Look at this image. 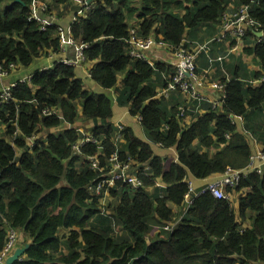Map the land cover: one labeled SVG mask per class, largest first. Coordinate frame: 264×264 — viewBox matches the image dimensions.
I'll list each match as a JSON object with an SVG mask.
<instances>
[{
    "label": "trees",
    "instance_id": "16d2710c",
    "mask_svg": "<svg viewBox=\"0 0 264 264\" xmlns=\"http://www.w3.org/2000/svg\"><path fill=\"white\" fill-rule=\"evenodd\" d=\"M134 1L97 0L85 18L72 24V36L86 45L84 55L94 62L93 81L104 90L116 88V101L127 105L131 115L141 117L153 143L175 146L178 162L168 165L166 157L156 154L131 129L121 131L124 143L117 146L119 129L110 120L112 98L86 89L74 65L55 62L52 68L35 72L29 82H18L10 102L0 106V125L10 139L0 137V254L10 231L15 230L26 233L32 242L25 258L14 264H264V171L252 172L236 186L224 189L228 195L248 190L241 197L239 213L242 218L247 211L255 213L251 227L241 228L229 199H218L205 190L173 230L163 228L174 220L171 205H182L190 193L189 173L205 179L229 168H246L250 162L247 136L237 132L233 118L244 117L251 133L264 125L260 121L264 118V83L253 86L250 80L264 75V38L258 42L259 34L250 30L243 36L248 44L245 52L259 61L261 70L248 78L247 73H240L246 67L238 66L233 78L224 83L222 107L214 109L205 103L206 112L187 129L178 110L186 105L184 94L177 90L171 100L156 98L158 86H168L161 74H175L172 66L132 58L127 43L129 21L137 12L142 38L153 36L177 46L203 27L222 24L234 2L250 7L262 31L264 0H141L139 9L133 7ZM33 2L0 0V64L6 70L11 64L27 68L60 50L58 24L42 31L40 23L31 19ZM122 74L123 86L118 89ZM79 105L83 117L95 124L86 136L92 142L81 145L80 153L73 146L86 137L77 129L48 133L32 146L28 144L27 138L42 129L62 124V118L49 111L60 109L64 121L73 125ZM203 148L208 151L202 152ZM213 148L217 151L211 154ZM115 152L122 161L131 158L151 166L153 180L144 177L146 187L154 186L157 178L169 187L149 193L117 181L96 193L97 182L113 170L109 162ZM91 157L98 160L97 167ZM106 190L118 201L113 210L121 234L116 233L109 215L101 214ZM156 227L161 231L152 236ZM62 228L71 230L69 238L60 236ZM148 235L152 236L150 243Z\"/></svg>",
    "mask_w": 264,
    "mask_h": 264
},
{
    "label": "crops",
    "instance_id": "0c3cea01",
    "mask_svg": "<svg viewBox=\"0 0 264 264\" xmlns=\"http://www.w3.org/2000/svg\"><path fill=\"white\" fill-rule=\"evenodd\" d=\"M95 2L97 0H94ZM141 0L134 1L133 7L138 8L140 6ZM41 3L48 6V11L43 14L49 22L52 24L57 23L58 27L61 28L64 33L66 34L67 38L69 36L72 37L71 27L72 24L80 17L86 16V14H81L80 12V6L75 3L74 0H68L65 4H56L53 0H40ZM238 8L237 4L231 3L228 8V12H233ZM183 13V11H182ZM139 12L135 13L132 20L129 21L130 25V32L135 31L136 36L138 38H142L139 34V28H140V22H138ZM58 28V29H59ZM258 40H261V38H264V30L259 31L257 30ZM59 35V30H58ZM150 38L155 42L153 47L147 51V56L149 59V63L154 64L155 62H165L168 65H171L173 68V71H175V64L177 62V59L175 58V49L180 46L184 45L188 50L195 51L199 45L207 44L208 48L205 50H201L198 53L197 57V74L199 80L197 81V91L198 93L196 96H193L191 94H185L182 95L183 99L186 101V105H180L178 110L181 112L183 111V121L182 126L183 128L187 129L193 122H195L198 118V116L203 115L206 112V106L205 103L212 105L214 109L221 108L223 104V100L225 98V91H224V83L229 82L233 78V74L238 71V66L243 68V66L246 67V70H243L240 73H247L248 78H251V75L255 72H258L261 70V65L257 59L251 55L245 52V48L248 46L246 45V41L241 39H235L232 37H229L228 35H225L224 33V27L223 25L217 24L215 26L210 27H203L199 29L197 32L192 34V39L190 36L185 37L183 42L180 45L174 46L167 44L166 42H163L164 45H160L162 41H156L153 36H150ZM257 42V39H256ZM259 42V41H258ZM82 42L76 41L75 44L71 43H65L61 45L59 52H50L47 55H44L38 59H36L29 67L24 68L23 66H16L15 68L8 71V74L4 77L5 83L1 82V79L4 77H0V91L3 87L16 84L18 82H23L24 80L26 82H29L32 75L37 71H44L47 69H50L53 67V64L55 62H61L62 61H74L77 56V47L82 45ZM219 57H222V60H219ZM211 59V61H210ZM77 71V76L83 81L84 87L86 89H89L91 91L97 92V93H107L109 92H115V98L113 100V117L110 119L111 123L114 124L116 127H118L117 137H116V145L119 146L121 141L123 144L124 139L122 140V133L121 131L124 129H131L136 137H138L140 140L148 143L151 145L152 150L158 154L154 146L156 148H165L160 144H155L152 141L147 142L145 139H142L138 132L140 129L138 128V131H136L133 123L137 122L145 132V136L147 137V133L145 129L143 128L141 124V117L133 116L130 113V108L126 106L120 105L116 101L117 97V91L116 88H112L110 90H104L102 89L97 83L93 81L91 78V70L94 66V62L87 61L86 57L85 60L80 62L78 65H74ZM162 80H166L169 86L170 81L172 80L174 74L172 73H162ZM125 75L122 74L119 76L117 88L121 89L123 86V79ZM262 77V76H261ZM261 77L259 79H250L253 86H260L262 85ZM167 86V89L165 87L158 86V95L157 99L166 98V100H171V97H176L177 90H169ZM222 87V89H220ZM180 91V90H179ZM125 109V110H123ZM55 111L57 115H59L62 118V124L58 128H53L50 130L42 129L37 135H34L32 137L27 138L28 144L31 146L34 144L35 140L41 137H46L48 133L57 134L63 129H77L78 131L82 132V134L86 136H90V130L95 126V124L92 121H89L88 119L83 117V111L82 106H78V120L75 124L71 125L64 121L62 117V112L60 109L52 110ZM130 115L132 116V120L128 118ZM234 122L237 126V132L241 134H245L247 136V141L251 147V157H254L253 160L250 159V162L248 163L247 167L242 169H232L229 168L228 170H238L243 173H252L256 171V169L260 166L264 169V164H261L260 160L257 159V154L261 151H264V142L262 141V137H264V125H259V129L255 133H251L250 131L246 130L245 128V119L244 117H234ZM261 122H264V118L260 119ZM4 127V129L2 128ZM5 126L0 125V131L5 132ZM4 137L8 140H10L5 133L0 136ZM82 140V139H81ZM221 147H218V150ZM101 149V147H100ZM176 151V158L175 162H178V154L177 149L175 147ZM207 148H203L202 152H207ZM217 151V149H211L210 153L213 154ZM18 153H20V150H18ZM160 155V154H158ZM163 157H166L165 155H160ZM98 163V160H96ZM112 164L111 162H109ZM145 169H147L148 175H141L142 180V186L141 189H146L149 193H152L156 188L158 189H165L169 187V185L165 184L162 178L154 179V186H145L144 183V177L151 178L153 180V171L151 169V166L147 163L139 164L136 162L131 163V168L129 172L131 174H139L142 173ZM227 171H225L226 173ZM222 174H213L205 179L214 178L213 182L221 181L226 175ZM189 176V174H188ZM188 176L186 177V181H188ZM198 179V178H197ZM192 187L191 193H189L183 204L180 206L171 205L175 217L173 222H169L173 226L178 225L184 215L186 214L187 210L191 207L193 201L195 198H197L204 189L207 188L209 183L206 186H203L204 184L201 182H198L197 184V191H195V188L193 186V183L191 181H188ZM247 189L242 190L240 192L234 193L232 195H229V200L231 201L233 208L235 210V213L237 215V221L240 223L241 228L244 230L246 228L251 227L252 222L255 218V213L252 211H247L244 218L240 216L239 213V206H240V200L241 197L247 193ZM159 196L161 197L162 194L160 193ZM102 207H101V214L103 215H109V217L112 219V223L116 229V233L121 234V230L116 226V219L114 217V210L113 208L118 204V201L113 199V197L110 196V191L106 190L102 193ZM166 223V224H169ZM165 225L163 226V228ZM11 228H8L10 230ZM154 232L152 233V236H156L160 231V227L154 228ZM165 229V228H164ZM17 242L15 244V248L23 247L26 244H31L32 238L28 236L23 231L17 232ZM71 230L62 228L59 230V234L62 238L67 239L70 237ZM123 234L125 232H122ZM149 236V235H148ZM147 241L148 243L151 242V239ZM64 253H68L69 250L64 247L63 248ZM203 257V254L199 256V259ZM25 258V257H23Z\"/></svg>",
    "mask_w": 264,
    "mask_h": 264
},
{
    "label": "built area",
    "instance_id": "2783aa9c",
    "mask_svg": "<svg viewBox=\"0 0 264 264\" xmlns=\"http://www.w3.org/2000/svg\"><path fill=\"white\" fill-rule=\"evenodd\" d=\"M77 5L80 6L81 14H88L92 9L95 8L97 1L94 0H74ZM48 11V6L41 3L40 0H34L32 6L31 19L40 23L41 30L45 31L52 24L48 19L43 16ZM86 14V16H87ZM85 16V17H86ZM222 25L224 27L225 35L235 39H241L246 35L247 31H257L261 27V24L252 16L250 13V7L248 5H242L238 7L233 12H226L222 18ZM59 38H60V47L61 45L67 43L75 44L76 40L73 36L67 38L64 31L59 28ZM260 41V40H258ZM129 45V55L135 59H141L149 63L147 56V51L150 50L155 42L151 38H138L135 31L130 32L129 39L127 40ZM160 45H164L163 41ZM86 48L85 44H82L77 47V56L74 61H62L67 65H78L80 62L85 60L84 49ZM207 44L199 45L195 51L188 50L184 45H180L175 49V58L177 62L175 64V74L172 80L169 83V90H180L185 94H191L196 96L197 91V81L199 80L197 74V57L198 53L201 50L207 49ZM219 60H222V57H219ZM211 61V59H210ZM15 64L10 65V69L15 68ZM3 68L0 64V77H4L8 74V71ZM261 81L264 82V75L261 77ZM23 82H26L25 80ZM17 85L12 84L6 87H3L0 91V106L10 102L12 98L11 90ZM222 89V87H220ZM55 111H49V114H55ZM183 114V111H182ZM17 134V133H16ZM92 142L90 137H86L80 140L76 145L73 146V150L80 153V146ZM33 145V144H32ZM31 145V146H32ZM251 160L254 157H250ZM257 159L260 160L261 164H264V151H261L257 154ZM90 161L94 167H97L98 163L96 158L91 157ZM110 162L114 164L113 170H111L103 179L97 182L96 193L101 191L103 186H112L117 181H122L124 184H127L133 189H141L142 180L141 175H148L147 169L139 174H131L129 172L131 168V163L134 162L133 159L129 158L127 161H122L120 154L115 152L110 158ZM264 169L258 167L256 171L258 174H262ZM250 174V173H249ZM249 174L243 173L238 170H227L225 177L221 181L210 183L205 190L210 191L218 199H229V195L224 190L227 186H236L242 178H246ZM190 193L192 187L189 183ZM187 196V195H186ZM186 198V197H185ZM172 224H165V230H173ZM17 232L11 230L9 233V239L0 254V264H7V258L14 252L15 244L17 241Z\"/></svg>",
    "mask_w": 264,
    "mask_h": 264
},
{
    "label": "rangeland",
    "instance_id": "374dc122",
    "mask_svg": "<svg viewBox=\"0 0 264 264\" xmlns=\"http://www.w3.org/2000/svg\"><path fill=\"white\" fill-rule=\"evenodd\" d=\"M6 77H4L3 79H1V82L5 83V80H8V79H5ZM107 94L112 98V100H114V98H115V92L112 93V92H109L108 91ZM123 110H125V109H123ZM127 116H129L128 118H130L132 120V118H133L132 116H130V115H127ZM133 125H134L136 131H138V128L140 129V131L138 132L139 136L142 139H145L147 142L150 143L151 140L149 139L148 136L147 137L145 136V132L143 131L142 127L137 122H135V124L133 123ZM2 128L4 129V127H2ZM4 133H5L4 131L3 132L0 131V136H2ZM154 149H155V151L158 154L165 155L166 156V158H167L166 159V162H167L168 165L171 164L172 162H175V158H176L175 146L169 147V148H162V149L156 148L154 146ZM213 180H214V178H210V179L209 178L208 179H199L198 178L197 179L191 173H189V176H188V181H191L193 183V186L195 188V191H197V189H198L197 188L198 182H201V183L204 184L203 186H206L208 183L210 184V182L213 181ZM148 238H149L148 240H150L152 238V236L149 235Z\"/></svg>",
    "mask_w": 264,
    "mask_h": 264
},
{
    "label": "water",
    "instance_id": "95a60500",
    "mask_svg": "<svg viewBox=\"0 0 264 264\" xmlns=\"http://www.w3.org/2000/svg\"><path fill=\"white\" fill-rule=\"evenodd\" d=\"M29 246L30 244H26L23 247L16 248L14 252L7 258V264H14L16 261L21 260Z\"/></svg>",
    "mask_w": 264,
    "mask_h": 264
}]
</instances>
